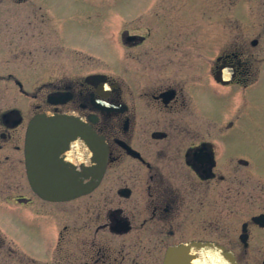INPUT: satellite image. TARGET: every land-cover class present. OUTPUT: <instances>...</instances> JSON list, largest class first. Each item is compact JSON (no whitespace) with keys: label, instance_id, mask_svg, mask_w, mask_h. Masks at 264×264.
Returning <instances> with one entry per match:
<instances>
[{"label":"flooded vegetation","instance_id":"af4514ba","mask_svg":"<svg viewBox=\"0 0 264 264\" xmlns=\"http://www.w3.org/2000/svg\"><path fill=\"white\" fill-rule=\"evenodd\" d=\"M72 1L68 13L54 0H16L23 7L0 13V27H19L17 49L4 44L0 55V264H165L173 250L180 264H208L213 243L238 264H264V226L253 220L264 215V191L249 187L257 170L245 160L247 147L259 152L264 142L253 89L264 61L245 50L243 27L224 39L218 23L199 35L193 24L149 13L154 25L110 30L114 72L99 69L101 57L85 45L86 32L101 35L97 24L85 29L100 7ZM243 1L236 12L261 9ZM216 10L227 21V9ZM43 114L71 117L63 136L35 146L47 153L30 179L26 132ZM86 124L108 161L101 182L81 194L60 176L84 174L86 152L100 150L87 145ZM63 187L79 193L51 192Z\"/></svg>","mask_w":264,"mask_h":264},{"label":"rangeland","instance_id":"374dc122","mask_svg":"<svg viewBox=\"0 0 264 264\" xmlns=\"http://www.w3.org/2000/svg\"><path fill=\"white\" fill-rule=\"evenodd\" d=\"M54 7H60V13H68L72 12L75 8L72 0H54ZM96 3L97 7H100L101 13L98 20L89 21L86 19L85 29H89L88 26L98 25L101 28V35L93 37L90 36L89 33L86 32L84 35L85 45H91L93 47L92 50L94 53L98 54L101 58L98 59L99 69H111L114 72L119 71L117 67L116 56L118 55V46L114 47V44L111 42L108 37L110 30L117 28L120 31L122 28L131 30L136 29L139 25L148 22L151 20L153 25L155 21L152 20V17H148L147 15L152 13L161 12L165 17L170 19H178L179 24L186 26L189 25L195 26L197 32L200 31L204 33L207 30V25L209 24H219L225 30L223 32V38L234 39L237 37V33L233 32L235 30H240L239 25L243 27V31L240 33L243 40L245 41V50L247 52L253 54H259L261 56V61H264V0L260 1V10L254 11L251 14L243 15L240 12H236L237 7H246L247 3L243 0H227L225 1V6L223 1H216L218 6H214L215 0H92ZM213 3V6L211 4ZM20 3V0H19ZM16 0H0V13L3 8L15 9L23 7ZM72 4V5H71ZM53 7V5H52ZM213 7V12L211 9ZM63 8V10L61 9ZM218 8L220 11L223 8L227 10L224 11L227 17V21H218L217 15H219V11L216 10ZM85 9H88V5L86 2ZM112 9V11H110ZM11 11V10H10ZM86 13H89L88 10ZM222 13L221 15H223ZM242 14V15H241ZM11 18L10 16H8ZM131 17H137L132 23L129 22ZM88 17V15L86 16ZM1 19V17H0ZM143 19V20H142ZM8 20V19H7ZM223 20H226L225 18ZM18 21V20H17ZM10 23L12 27L3 28L0 27V34L2 37L0 38V55L2 50L5 49L4 44H8L9 48L17 49L16 45L18 43L16 23ZM131 23V24H128ZM1 23V22H0ZM196 23V24H195ZM117 27H116V26ZM226 25V26H223ZM251 28H255L251 29ZM214 30H216L214 28ZM16 31V35H15ZM98 31V30H97ZM147 31V30H142ZM219 31V28H218ZM154 32V31H152ZM5 33V34H4ZM134 33V32H132ZM147 33V32H146ZM216 35V32H214ZM93 41H89L92 40ZM114 40V38H113ZM32 41L30 40V44ZM89 47V46H88ZM112 47V49H111ZM117 47V48H116ZM29 50L28 46H25L21 50V55L24 56ZM17 54H19L17 52ZM5 55V54H4ZM97 55V56H98ZM10 56V54H9ZM28 62V61H27ZM5 65L9 66L11 63L5 61ZM28 65V64H27ZM254 91L260 92V102L264 105V63L261 65V74L258 83L253 87ZM247 153L245 160L250 163V166L257 170L256 173H248L250 175L249 179H251V184L249 187H262L264 191V142L261 143V149L259 152L255 151L252 147L246 148ZM253 161V162H252ZM254 163V164H253ZM264 194V193H263ZM259 210L264 212V195L261 198V203Z\"/></svg>","mask_w":264,"mask_h":264},{"label":"water","instance_id":"95a60500","mask_svg":"<svg viewBox=\"0 0 264 264\" xmlns=\"http://www.w3.org/2000/svg\"><path fill=\"white\" fill-rule=\"evenodd\" d=\"M68 117L71 116H52L51 114H43L40 116L35 117L31 123L28 126L27 133H26V139H25V156H26V167L28 171L29 178L31 179L32 176V169H33V163L36 159L43 157V153H47V150L40 151L39 149H36L35 146L39 145H47L49 142L47 141V138L49 136H63L65 131V126L63 124V121L68 120ZM52 121V122H51ZM55 121V122H53ZM57 123H60L57 125ZM55 128H60V131L56 134V132H53L52 129L55 130ZM81 128H83V125H81ZM42 136V140L44 139L46 142L42 143L40 141V138ZM85 136L87 140H90V142L86 141L87 145L95 142L96 146L100 145L99 148L96 151V155L91 153L90 151L86 152V170L85 173L81 175L73 174L70 172L67 174L65 172L64 176H60V178H63V181L61 180V183L66 184H78L80 188L81 194H86L90 192L94 187H96L101 179L103 178V175L105 173V169L107 166V160H108V153H107V147L104 141L98 138H95L92 131L89 129V127L86 125L85 127ZM47 158L46 156H44ZM80 180V181H79ZM69 191V197L72 198L75 196V194L79 193V191H74V187H63V189L57 190L53 189L51 192H58L59 194H62L63 192ZM200 250H210L211 255L209 258L212 259L213 257V263L210 262V264H235L234 258L232 256L226 255V253L222 252L219 246L217 245H210L208 249L204 247H197ZM179 251V250H176ZM183 251V250H182ZM193 251V250H192ZM183 258V254H180L179 252L175 253L174 255H171V260L167 262V264H180L179 259Z\"/></svg>","mask_w":264,"mask_h":264}]
</instances>
